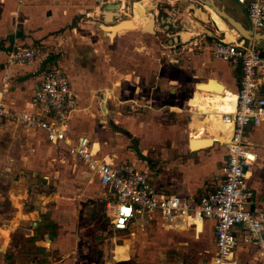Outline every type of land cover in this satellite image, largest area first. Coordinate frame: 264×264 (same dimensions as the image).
<instances>
[{
    "label": "rangeland",
    "instance_id": "rangeland-1",
    "mask_svg": "<svg viewBox=\"0 0 264 264\" xmlns=\"http://www.w3.org/2000/svg\"><path fill=\"white\" fill-rule=\"evenodd\" d=\"M125 1L127 5L122 10L126 11V15L118 13L111 25L130 19V16L134 14L133 4L141 0ZM211 1L227 12L229 8L225 2L232 7L233 11L246 12V6L238 5L235 0ZM108 2V4H118L121 0ZM146 2L145 13L149 14L152 27L149 30L144 29L153 31L156 28L158 35L163 39L170 35L160 27L159 20H162V23L172 20V15L165 8L172 5L178 14L184 15L183 20H186L184 22L188 27L186 33L192 30V34H188L186 39L181 37L180 48L187 45L184 53L193 47L192 42L202 33L206 35V31L211 30L210 32L213 33L220 30L210 17L208 8L198 0H147ZM129 10H132V14ZM153 11H156L155 19H153ZM81 17L76 16L73 24L80 21ZM227 25L231 27L228 23ZM245 25L248 26L246 22ZM140 29L139 24L138 33L143 34ZM104 34L106 33L100 27L96 28L95 35L98 38H102ZM121 34L122 32L117 33L116 36ZM262 46L264 45L260 47ZM108 48L114 50L118 48V45L113 42ZM193 53L200 56L203 52L194 49ZM70 55V49H63L57 56L64 61L65 57L69 58ZM119 56L121 55L117 53L111 61L107 57L106 64L110 63V67H117L115 64L119 63ZM159 56L160 59L163 57L164 59L158 60V63L167 66L169 58L165 55L161 56V53ZM187 56L189 55L179 56L180 58L175 60V65L184 66ZM66 71H70V68H66ZM116 76L119 78V75ZM117 77L111 86L114 94L119 87ZM196 91L198 90L194 88V83H191L186 89L181 88L179 101L164 102L159 99L154 102L153 108L146 109L137 105L124 107L115 95L110 102V105L112 104L111 118L125 128L127 123H125L124 115L132 113L127 119L132 129L128 130L130 137L109 128L105 130L99 105L94 107L92 105L87 113L85 112L86 116L76 118L74 122L72 120L71 125L74 133L84 132L86 135H91L94 141L99 142L101 151H104L102 155H109L117 162H126L137 168H146L152 172L153 180L158 179L160 183L171 181L173 185L175 181L178 184H184L190 179L200 183L205 180L207 186H212L214 185L212 182L217 183L215 175L213 178L212 175L207 176L202 167L206 163L205 159L201 158L207 159V155L198 152L190 155L189 151L187 155V153H179L176 148L177 146L187 148V139L192 132L195 134L198 131L191 125L197 110L189 104V99ZM155 93L160 96L158 90ZM203 116L201 114L200 119ZM13 127L10 126L5 130L19 131L20 135H16L19 139L14 137L10 147L4 149L5 151L0 148V164L8 158L6 156L8 151L16 167L9 181H6L0 170V191H6L7 187L13 184L16 188L15 192L22 195L21 197L16 194L11 195L16 211L18 209V213L16 211L14 213L8 210L10 204H7V199L0 194V202L3 201L0 203V264L45 262L65 264V261L70 264V259L73 257L75 258L73 264H209L214 251L213 225L203 222V230L196 233L194 224L181 230L178 227L163 226L158 218L144 222L146 219L144 216V220L131 224L129 230L114 231L111 228V210L107 206V202L112 200L108 190L99 186L95 178L79 161L68 156L64 147L49 145L43 137L38 136L43 132ZM208 128L203 137L214 135L212 128ZM175 136H179V139ZM138 144H140V150ZM220 147L223 145L219 144L214 152H221ZM188 156H191L190 160L193 159L201 169L198 172L199 175L189 170ZM177 162H180L179 165ZM200 193L202 192H197V194ZM17 199L22 203H15ZM22 208L25 210L23 214ZM2 214L4 217L1 219ZM10 218L12 219L7 222L10 226L6 229L2 226L3 220L8 221ZM14 244L16 247L13 246ZM51 244L53 250L47 252L38 247V245L48 247ZM117 245L127 246L128 259L116 258L114 251ZM18 246L24 251L17 252ZM241 246L239 244V247ZM18 253H24V256ZM242 261L244 264H264L257 249L252 245L248 246L247 257Z\"/></svg>",
    "mask_w": 264,
    "mask_h": 264
},
{
    "label": "crops",
    "instance_id": "crops-1",
    "mask_svg": "<svg viewBox=\"0 0 264 264\" xmlns=\"http://www.w3.org/2000/svg\"><path fill=\"white\" fill-rule=\"evenodd\" d=\"M146 1L141 0L133 4L134 14L130 16V19L111 25L118 13L121 12L122 15H126V11L122 10L127 5L125 0H121V3L118 4H108L109 2H107L101 5L96 4L95 0H0V97L2 101L9 108L18 112L34 110V93L36 89L48 68L58 66L67 76L70 86L77 96V108L72 114L73 122L76 118H83L85 112L87 113L92 105L93 107L94 105H99L103 114L102 120L104 121L102 124L105 130L109 128L130 137L128 130L132 129L127 119L132 113H128V115L125 113L124 115L125 123H127L125 128L111 118L112 104L110 105V102L115 95L124 107L137 105L146 109L153 108L154 102L159 99L164 102L179 101L181 99L179 95L181 94V88L186 89L191 83H194V88L197 90H200V87L198 89L197 86L203 84V86H210V88L216 90H228L236 94L239 85V69L213 55L212 42L209 38V33H212L210 32L211 30L206 31V35L202 33L198 39L192 42L193 47H190L189 51L184 53L187 45H183L180 48L181 37L183 36L186 39L188 34H192V30L186 33L188 27L185 24L186 22H184L186 20H183L184 15L178 14V11L172 5L165 8L172 15V20L165 23L159 20L160 27L164 28V32L170 35V37L163 39L158 35L156 28L153 31H148L152 27V22L148 17L149 14L145 13ZM225 4L229 8L228 12L235 19L244 25L246 22L249 26L246 12L233 11L227 2ZM208 11L210 17L220 29L217 31L220 36L224 34V39L233 41L239 35L220 16L209 8ZM129 12L132 14V10H129ZM76 16H82V19L73 24V19ZM155 17L156 11H153V19ZM124 23H128V26L124 25ZM139 24L143 34L138 33ZM99 27L106 33L102 38H98L95 35L96 28L98 29ZM121 32L122 34L117 37V33ZM182 32H185V34H182ZM261 32L264 33V28ZM174 37L178 38L179 41L173 40ZM112 39L116 40L113 41ZM113 42L118 45V48L114 50L108 48ZM20 45L32 46L36 49L34 60L26 64H8L7 53ZM261 45H264V42L259 44V47ZM63 49H70L71 52L70 57H65L64 61L57 56ZM194 49H199L203 53L198 56L193 53ZM260 49L264 50V46L260 47ZM158 51L161 56L165 55L169 58L167 66H163V63H158V60L162 61L164 59V57L160 59ZM117 53L121 55L118 58L119 63L115 64L117 67H110V63L109 65L106 64V58L108 57L111 61L116 57ZM183 54L189 55L184 66H176L175 60ZM66 68H70V71H66ZM116 75H119V78ZM116 77L119 79V87L117 93L114 94L111 86L115 83ZM157 90L160 96L155 93ZM205 91L211 93V90ZM119 114L121 115L120 112ZM0 121L3 120L0 119ZM12 125L23 127L11 122H0V148L2 150L10 147V142L14 137L19 139L16 136L20 135L19 131L5 130V128L8 129L10 126L13 127ZM71 130L73 131L72 125ZM246 134L248 140L255 146L254 150L257 154L255 163L248 170V182L254 192V206L264 209V123L256 127H249L246 130ZM38 136L46 140L44 133H39ZM207 137L212 138L213 141L206 145L201 143L196 148H189L190 135L187 139V148L182 146H177L176 148L179 153H187V155L197 152L207 155V159L201 158L205 159L206 163L202 167L207 176L212 175L213 178L215 175L214 178H216L218 183L219 167L226 153L225 141L216 140L215 135ZM207 137L202 135V138ZM175 138L179 139V136H175ZM48 143L49 145H54L50 142ZM219 144L223 145V147H220L222 151L214 152V149ZM99 145V142L94 141L93 150H97ZM138 148L140 150V144H138ZM188 151L190 152L189 154ZM66 153L71 156L67 151ZM6 156L8 158L1 162L0 170L4 174L6 181H9L12 179L16 164L11 161L12 158L9 157L8 151ZM107 157L110 156L108 155ZM190 157L188 156L187 161L189 170L198 174L201 169L193 159L190 160ZM177 163L179 165L180 162ZM154 181L163 193L176 194L186 198H197L213 190L217 185V183L212 182L214 185L207 186L205 180L200 183L192 179L184 184H178L175 181V185L171 184V181L164 182L165 184L160 183L158 179H154ZM15 191L16 188L13 184L7 187L6 191H0V194L7 199V204H10L8 210H12L14 213L16 208L11 201V195L16 194L19 197L22 195ZM197 192L202 193L197 194ZM14 202L22 203L19 199ZM16 212L18 213V209ZM24 212L25 210L22 208L21 213L23 214ZM3 217L2 214L1 219ZM156 218L163 225L158 215H156ZM11 219H8V221L3 220L2 226L8 229L10 225L7 222ZM140 220L144 219L137 217L133 223ZM144 222H147V218ZM204 223L213 225L211 220H206ZM193 224L195 225L196 233H200L203 230V222L201 220H196ZM3 227L2 229L5 230ZM240 245L242 246L239 247L238 245L232 254L236 264H244L242 260L247 257L249 244L240 243ZM38 247L43 249L44 252L53 250L52 244L48 247L44 245H38ZM20 251H24V249L18 246L17 252ZM114 252L116 258L120 260H126L129 257L126 245H117ZM18 255L24 256V253H18ZM261 259L263 260L262 257ZM74 261L75 258H71L70 264L71 262L73 264ZM42 264L50 263L45 262ZM65 264H67L66 261Z\"/></svg>",
    "mask_w": 264,
    "mask_h": 264
},
{
    "label": "built area",
    "instance_id": "built-area-1",
    "mask_svg": "<svg viewBox=\"0 0 264 264\" xmlns=\"http://www.w3.org/2000/svg\"><path fill=\"white\" fill-rule=\"evenodd\" d=\"M109 0H96L98 4ZM246 6L249 28H264V0H235ZM209 34L215 57L239 69V85L235 105L222 119L230 127L225 141V158L219 167V181L213 190L186 198L166 194L152 179V172L126 162H117L93 150L90 135L71 130L77 96L64 72L48 68L34 93V110L18 112L0 97V119L44 133L51 144L62 145L108 190L111 201V228L129 230L137 217L147 222L160 217L163 226L188 228L196 220L213 221L214 251L209 264H234L232 254L240 243L255 247L264 261V209L254 206V192L249 185L248 170L257 159L255 146L246 130L264 123V50L254 41L238 35L233 41L224 34ZM36 56L32 46H17L7 53L8 64L31 63ZM92 138V139H90ZM253 207V208H252Z\"/></svg>",
    "mask_w": 264,
    "mask_h": 264
},
{
    "label": "bare ground",
    "instance_id": "bare-ground-1",
    "mask_svg": "<svg viewBox=\"0 0 264 264\" xmlns=\"http://www.w3.org/2000/svg\"><path fill=\"white\" fill-rule=\"evenodd\" d=\"M206 7L217 14L212 8L208 6ZM124 25L128 26V23H124ZM224 40L231 42L230 40ZM197 87L199 89V87L207 86H203L202 84ZM210 89L211 93H207L205 90H198L194 92V95L189 100V104L197 108L196 116L193 117L191 125L198 130L195 134H193V132L191 133L192 135L190 140H193V146L191 148H196V146H199L201 143L206 145L207 143H211L213 141L212 138H202V135L207 127L212 128L211 130H213V134L218 141H226L230 135V127L224 122L222 117L223 114L229 113L233 110L236 94H233L228 90L220 91L218 89V91L213 88ZM201 114L204 115L202 119H200ZM205 139H208V141H205ZM233 263L236 264L234 260Z\"/></svg>",
    "mask_w": 264,
    "mask_h": 264
},
{
    "label": "water",
    "instance_id": "water-1",
    "mask_svg": "<svg viewBox=\"0 0 264 264\" xmlns=\"http://www.w3.org/2000/svg\"><path fill=\"white\" fill-rule=\"evenodd\" d=\"M198 1L212 8L225 22H227L233 29H235L238 32V34L244 39L249 41H254L258 45L264 42V33L260 31H253L248 26H245L242 22L235 19L227 11L219 8L213 1L211 0H198ZM173 40H176L177 42L179 41V39L175 37L173 38ZM200 90H211V89L209 87H200ZM192 141L193 140L189 141V148L193 146ZM205 141H208V139H205Z\"/></svg>",
    "mask_w": 264,
    "mask_h": 264
}]
</instances>
